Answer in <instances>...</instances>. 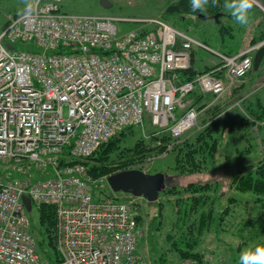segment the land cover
<instances>
[{
  "label": "built area",
  "instance_id": "built-area-1",
  "mask_svg": "<svg viewBox=\"0 0 264 264\" xmlns=\"http://www.w3.org/2000/svg\"><path fill=\"white\" fill-rule=\"evenodd\" d=\"M60 2L39 0L31 17L9 16L0 29V162L13 175L0 176V264H46L23 196L55 206L60 264H147L132 199L95 198L107 176L93 179L84 161L126 126L174 141L199 128L190 94L239 87L257 45L228 56L157 18L68 14ZM28 41L41 51L12 47ZM194 47L217 66L176 83L169 72L187 68Z\"/></svg>",
  "mask_w": 264,
  "mask_h": 264
},
{
  "label": "trees",
  "instance_id": "trees-1",
  "mask_svg": "<svg viewBox=\"0 0 264 264\" xmlns=\"http://www.w3.org/2000/svg\"><path fill=\"white\" fill-rule=\"evenodd\" d=\"M160 1L166 7L170 4L178 7V11L172 13H167L166 7H164L160 16L163 21L228 56L234 55L245 47L257 45L251 52L252 65L249 71L259 69L264 62V14L255 4L249 23L241 27L223 9V0H221V6L212 7L209 5L206 14L193 13L190 0ZM260 3L264 6V0H260ZM20 13H23V8L13 12L11 16H17ZM215 15H217L216 19ZM2 16L0 8V29L8 22V17ZM12 47L33 53L41 51L31 41L14 43ZM197 49L199 48H192L190 65L187 68L169 72L170 75L174 74L176 83L193 80L197 74L209 72L217 66V64H209L201 59L197 61L195 56ZM228 92L231 97V95H235L237 89L231 87ZM221 96L217 103H212L211 100L216 98L212 94L199 92L197 88L190 94L192 106L200 111L198 122L202 123L199 129L188 132L179 141H174L168 132L156 134L151 130H148V139L143 138L139 130V137L137 136L131 141L129 138H133L135 126H126L115 131L84 161L88 173L93 179H96L102 175L108 176L127 169H138L141 167L140 164H143L148 157L156 152V154L168 155L166 166L177 175H208V173L214 172L215 169L213 171L212 169L215 167V156L220 154L223 145L234 144L239 140H247L251 143L254 134L262 141L259 145H264V95L243 98L239 101V107H233V104L232 108H228L226 101L224 104L222 103L223 96ZM247 150L249 149L246 148L245 151ZM236 152L233 155H237ZM245 153L247 152L240 155V159H242L240 161L243 163L239 162L240 164L235 165L237 171L231 175L227 187L242 194H252L251 203L256 206L259 213L264 208V155L258 158L255 165H252L248 164L250 158ZM230 154L224 153L223 156L233 158V155ZM236 158L239 159L238 155ZM226 160L224 165L228 163ZM163 171L165 172L166 169ZM0 176L4 179L13 176L4 169L3 162H0ZM219 185L220 183L215 180L204 181V183L189 181L184 186H177L172 181L159 192L158 201L155 202L157 210L153 217L147 219L145 216L144 218V212H147L146 207L139 208L138 206V227L140 226L139 229L142 228L145 231V236L142 231L139 240L140 242L145 241L146 249L138 242L137 250L143 258L150 259L149 261L154 264H165L163 252H160L162 247L161 220L165 215L172 213L173 221H170V228L165 239L162 240L168 244L169 250L176 253L180 259H191L197 264H207L201 249L202 243L210 233H212L211 235L217 234L216 239L218 240L219 232L225 230L224 224L225 218L229 214V204L237 202L234 196H226V200H224L225 195L218 190ZM216 191L218 192L216 193ZM92 194L95 198H100L102 196L118 197L116 194L128 193L113 192L103 181L93 185ZM132 198L135 196L129 197V199ZM142 200L144 199L142 198ZM136 204L140 205L135 201V207H137ZM146 204L150 206L151 203ZM36 208L38 226L37 229L30 226L29 232L35 240L38 257L46 264H60L61 257L55 245V206L43 202L37 204ZM258 242L264 243V240ZM239 247L240 243L237 245L236 251L243 249ZM234 259L237 263L238 257L236 256Z\"/></svg>",
  "mask_w": 264,
  "mask_h": 264
},
{
  "label": "rangeland",
  "instance_id": "rangeland-1",
  "mask_svg": "<svg viewBox=\"0 0 264 264\" xmlns=\"http://www.w3.org/2000/svg\"><path fill=\"white\" fill-rule=\"evenodd\" d=\"M108 2L110 3V6L106 8L100 4L99 0H61V2L58 4V9L68 14L110 15L114 17H123V18L146 17V18H157L162 20L160 17L161 11L163 10L164 7H166L163 4V2L160 0H108ZM255 3L259 5L258 7L255 4L264 14V6L262 5V3H260V0H255ZM0 8L2 9L1 14H3V16L7 18L11 16L13 12L19 11L23 8V0H1ZM135 26L136 24L134 23H121V22L118 23V28L121 31L130 30ZM195 56L197 61L201 59L202 61H206L209 64L216 63V58L206 50L197 49ZM263 63L259 67V69L254 71H249L250 73L248 72V74L243 78L241 85L236 88L237 92L235 93L234 96L231 95L230 97L228 95L229 94L228 90L224 92L222 94L223 96L222 103L224 104L226 101L228 104V108H230L233 104H234L233 107L236 106L239 107L238 105L239 101L242 100L243 98L246 99L248 97H252V96L254 97L256 95H260V96L264 95V64ZM219 97L212 99L211 102L217 103ZM201 123L202 122L198 123L199 128L201 127ZM134 128H135L134 133L136 134V136L134 134L133 138H129L131 141L133 139H136L137 136L139 137L141 131L140 128L136 126ZM199 128H195L193 130H197ZM141 134L143 138H145V135L147 136V139L149 138L148 131H146V133L145 132L143 133L141 131ZM250 142L251 143H249L247 140H239L237 141V143L234 144L227 143L228 145H223L220 154L218 153L215 156L216 159V161L214 160L215 167H213L212 171L214 169L215 170L213 173L210 174L208 173V175L207 174H200L196 176L189 174L182 176L177 175L176 172H172V170H170L169 167L166 166L169 158L168 155H165L164 153L156 154V152L155 154H152L150 157H148L143 164H140L141 167L138 168L148 173H155V172L164 173L165 178H169L167 181H165L164 189L166 185L170 184L172 181L177 186H184V184H186L189 181H199L200 183H204V181L212 182L215 180L218 181L221 185V186L219 185L218 190L224 193L225 195L224 200H226V196L236 197L237 202L235 203L230 202L229 204L230 205L229 214L226 216L225 218L226 222L224 224L225 230L219 232V235L217 237L218 240L216 239L217 234L211 235L212 233H210L205 237L202 243L201 249L203 250V255L205 261H207V264H237L235 262L234 257L236 256L238 257V254L240 253V251H236V247L239 243H240L239 248H245L250 244L256 243L260 240H264V208L261 212L258 213L256 206L253 203H251L252 194L250 193L242 194L227 187L231 175H233L234 172L237 171L235 165L239 162L243 163L241 162L242 159H240V155H243L244 152H247L245 154L250 158L248 160L249 161L248 164H252V165L253 164L255 165L256 162H258V158H261V156L264 155V145L262 146L259 145L261 144L262 141L258 139L255 134L253 135V139ZM246 148H248L249 150L245 151ZM234 152L237 153L239 159L236 158L237 155L235 154L233 155ZM224 153H231L233 155V158L232 157L225 158L223 156ZM225 160L228 163L224 165ZM164 169H166L165 172L163 171ZM104 176L106 175H102L100 177H104ZM107 187L109 186L107 185ZM217 192L218 191H216V193ZM116 196H118V198L120 199L131 200L129 199V194H124V195L116 194ZM158 198H159V193L157 195L156 201H158ZM144 200H142V197H135L132 198L131 201H133V203L135 201L140 203V205L136 204L137 212L139 211V208L141 206L146 207L147 212L146 213L144 212V218L146 216L148 219L153 217L155 215L154 213H156L157 210V206L155 205L156 201L150 202L151 204L150 206H148L146 203H148L149 201H147L146 199ZM163 201H165L164 198ZM26 215L29 219L30 226L33 229H37L38 211L35 204L32 205L30 211H26ZM173 217L174 215L171 213V215L168 214L165 215L161 220L162 222H161V230H160V240L162 247L160 249V252H163L162 254L165 257V264H197L196 261L191 259H180L176 255V253L169 250L168 244L164 242V240H162L165 239V235L170 228V221H173L172 220ZM156 221L158 222L157 219ZM139 230L141 231V234L143 231V234L145 236V231L142 230V228H140ZM141 234L138 237L137 240L138 242H140L139 238ZM144 242L145 241L140 242V246L146 249V247L144 246ZM149 260H146L147 264H154ZM156 264H161V263H156Z\"/></svg>",
  "mask_w": 264,
  "mask_h": 264
},
{
  "label": "water",
  "instance_id": "water-1",
  "mask_svg": "<svg viewBox=\"0 0 264 264\" xmlns=\"http://www.w3.org/2000/svg\"><path fill=\"white\" fill-rule=\"evenodd\" d=\"M99 1L103 7L107 8L110 6L108 0ZM256 5L259 7L258 4ZM174 11H178L177 5L170 4L166 7L167 13H172ZM214 18L216 19L217 15H215ZM5 46L11 48L9 43H6ZM168 179L169 178H165L164 173L161 172L148 173L140 169H127L108 175L106 183L113 192H124L153 202L157 200L158 193L164 189L165 181ZM22 202L26 211H30V199L27 196H23Z\"/></svg>",
  "mask_w": 264,
  "mask_h": 264
},
{
  "label": "clouds",
  "instance_id": "clouds-1",
  "mask_svg": "<svg viewBox=\"0 0 264 264\" xmlns=\"http://www.w3.org/2000/svg\"><path fill=\"white\" fill-rule=\"evenodd\" d=\"M255 0H223L222 7L241 27L249 23ZM191 11L206 14L209 5L221 6V0H190ZM23 15L31 17L39 6V0H23ZM147 139V136L145 135ZM237 264H264V243L256 242L243 248L237 259Z\"/></svg>",
  "mask_w": 264,
  "mask_h": 264
},
{
  "label": "crops",
  "instance_id": "crops-1",
  "mask_svg": "<svg viewBox=\"0 0 264 264\" xmlns=\"http://www.w3.org/2000/svg\"><path fill=\"white\" fill-rule=\"evenodd\" d=\"M1 10H2V9H1ZM9 14H11V13H9ZM9 14H8V15H9ZM31 208H32V205H31Z\"/></svg>",
  "mask_w": 264,
  "mask_h": 264
}]
</instances>
